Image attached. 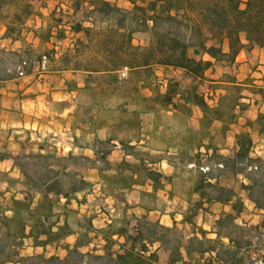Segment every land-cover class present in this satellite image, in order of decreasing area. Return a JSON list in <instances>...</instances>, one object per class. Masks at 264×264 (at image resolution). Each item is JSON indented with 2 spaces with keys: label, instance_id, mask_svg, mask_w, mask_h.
Segmentation results:
<instances>
[{
  "label": "trees",
  "instance_id": "16d2710c",
  "mask_svg": "<svg viewBox=\"0 0 264 264\" xmlns=\"http://www.w3.org/2000/svg\"><path fill=\"white\" fill-rule=\"evenodd\" d=\"M70 1L76 11L82 10L85 20L92 22L84 26L78 20L71 26L73 32L82 34L76 38L72 65L86 74L83 87L75 90H100L103 79L119 84L122 78L118 73L126 70L127 78L135 80V92L142 95L139 88H148L147 81L156 77L154 69L179 70L189 80L186 86L169 79L164 92L142 95L133 111L155 112L161 107L188 115L197 107L201 111L200 130L183 140L190 146L195 140L193 153L186 144L185 149H178L175 163L167 160L173 168L169 175L155 168L161 159L110 135L94 138L89 146L92 157L70 151L58 153L41 143L36 151L27 152L25 147L17 153L0 151V160L10 158L20 174L18 179H6L20 185L14 193L5 197L0 192V264H159V250L166 252L169 264H253L251 253L256 244L249 231L264 233V158L252 155L248 130L235 133L232 153L226 156L211 142L206 129L218 122L224 136L236 123L238 113L249 105L243 102L245 90L264 105V85L239 82L231 74L207 78V72L218 62L233 64L241 50L264 49V0H128L129 8L109 0ZM136 33H146L148 43L135 45ZM0 52L6 54L0 57V79L8 78L16 74L18 61L14 52ZM84 52L86 59H81ZM205 81L215 85L210 86L213 93L223 90L214 106L206 100L213 96L200 91ZM138 83H142L140 87ZM92 122L86 121L87 127ZM253 124L264 135V109L253 121H246L247 128ZM73 139L78 141L76 136ZM114 141L124 156L111 165L107 156ZM89 168L96 170L107 195L123 205L121 215L111 218L103 228L93 225L92 216L79 217L78 210L71 207L72 202L80 206L85 197L79 194L94 186L82 175ZM183 172L189 186L182 196L186 202L182 228L174 219L171 225L150 219L148 213L156 211L158 192L172 199L177 191L175 179ZM226 176L232 177L241 193L220 183ZM134 187L142 189L139 206L146 213L141 215L127 213L126 192ZM148 199L152 205L146 204ZM245 201L261 214L256 224L237 221ZM212 205H221L222 210L207 231L196 225V218ZM209 233L214 237H208ZM73 235L72 244H62ZM27 239L34 248L44 250L53 244L64 253L21 256L19 251Z\"/></svg>",
  "mask_w": 264,
  "mask_h": 264
},
{
  "label": "rangeland",
  "instance_id": "374dc122",
  "mask_svg": "<svg viewBox=\"0 0 264 264\" xmlns=\"http://www.w3.org/2000/svg\"><path fill=\"white\" fill-rule=\"evenodd\" d=\"M109 1L123 8H129L131 6L128 0ZM75 19L81 20V13H79ZM133 43L140 46L146 45L148 43L147 34H134ZM86 56L87 54L84 52L83 55H80V58L86 59ZM154 72L156 77L147 81L148 88H139V93L142 95L149 97L156 92H164L169 79L178 80L183 86L189 83V80L183 77L179 70L156 68ZM225 74L234 75L239 82L247 81L251 84L264 85V53H262L260 49L255 48L254 50L243 52L233 64L215 63L212 70L207 72V78L219 79ZM118 75L122 78L121 83L113 84L109 82L108 79H103V86L100 90L91 91L89 93L79 91L74 97L67 100L68 102L66 103H59L56 101V97L55 99H50L47 105L48 115H44L46 113L45 109L37 110L40 116H32L34 119L32 121H34V123L32 125H27L24 129L14 128V134H18L22 139L25 135L28 139L31 138L30 141L25 142L26 149L35 148L36 144L41 143L45 148L51 150L55 148L58 153L66 154L70 151V143L72 144L73 142L72 136L75 132L78 138L76 143L78 146L75 153L90 157L93 156V153L89 146L94 138L106 139L110 135L115 140L121 138L130 141L132 144L137 145V150L148 152L157 159H161L159 163L155 164V168L165 174H171L173 168L169 165L167 160L175 163L179 148L185 149L187 144L190 153L194 152V148L192 147L195 145V140H192L191 146L188 145L187 142H183V140L190 135V132L192 133L195 130H200V109L194 107L188 115L165 110L161 107H158L155 112L135 113L133 110L141 100L142 95H138L135 92V80L127 78L126 70L120 71ZM67 77L72 78L68 74ZM80 78H82V74ZM141 84L142 83H138V86L140 87ZM210 86L215 85H210L209 82L205 81L201 84L200 91L205 94L207 93L206 96H213V99L207 97L206 100L210 106H214L217 102L218 95L222 93L223 90L217 89L213 93ZM45 88L47 89V87ZM41 94H44V92ZM243 94L247 97L243 99V102L249 105L245 111L238 113L236 123L232 124L226 134L222 136L219 131V123L213 122L210 127L206 129L207 134L211 142L221 148V153L227 156L232 153L235 133L248 130L253 141L252 155L264 158V135L258 133L255 124L250 128L246 127V121H253L263 105L258 97L250 95L247 90H245ZM54 95L58 96L59 94ZM98 106L99 109L97 114L95 112ZM64 109H67V111ZM18 113H20V111ZM95 114L96 118L93 119ZM86 121L94 122L89 123V128L87 127L88 123H86ZM92 127L94 129H91ZM20 130L22 131L20 132ZM6 146V144L4 147L0 145V149L6 148ZM112 146L107 160L109 164L114 165L120 158H123L124 155L118 142L114 141ZM12 148L13 147L7 148V150H13V152L17 151V147ZM29 150L27 152H29ZM126 158L129 159V157ZM8 173H10V171H6L5 167L0 165V192H3L5 197L14 193L20 186L18 183H7V176L16 178L13 173ZM82 175L86 177V180L92 182L94 186L91 190L79 194L80 198L83 196L85 197V200L80 206L72 202L71 207L78 210L79 217L92 216L93 225L96 228H103L111 218L121 215V208H123V205L107 195V187L103 186L97 172L94 173L93 170L84 169ZM186 177L187 173L183 172L175 179L177 183L176 193L178 195L174 193L172 199H170L165 192H158L156 195L157 200H155L154 203L156 211L148 213L150 219H159L163 224L168 222L169 225H171L174 219L178 223V227L182 228V212L186 208V202L182 199V196L184 197V194L188 192L187 188L189 186L188 182L185 181ZM231 178L230 176L222 177L220 183L232 186L237 193H241L239 186L232 183ZM6 189L9 190L8 193ZM141 190L142 189L139 187H134L126 192L125 198L129 204L127 213H134L136 215L146 213L145 210L139 206ZM146 204L152 205V201L148 199ZM244 205L243 213L237 221L239 223L245 222L246 225L259 222L261 218L260 212L255 211L252 204L248 201H245ZM221 210V205L210 206V209L206 213L201 212L198 215L196 218V225L210 231L215 216L219 214ZM224 210H227V208H224ZM185 233L189 234L188 228H186ZM249 236L252 237L253 242L256 244L251 253L255 258L253 264H264L263 251L260 250V240H262V245L264 244V233L250 230ZM208 237L213 238L214 234L209 233ZM74 239V235L68 236L62 241V244H72ZM19 252L21 256L34 253H57L59 255L64 253L62 248L53 244L47 246L44 250L42 248H34L28 239L24 241ZM158 261L159 264H169L167 262L166 252L159 250Z\"/></svg>",
  "mask_w": 264,
  "mask_h": 264
},
{
  "label": "crops",
  "instance_id": "0c3cea01",
  "mask_svg": "<svg viewBox=\"0 0 264 264\" xmlns=\"http://www.w3.org/2000/svg\"><path fill=\"white\" fill-rule=\"evenodd\" d=\"M79 13V21L84 26L92 25L91 21L83 18L82 10L76 11L72 7L70 0H0V50L14 52L18 65L23 61L27 62L23 76L12 73L8 78L0 79V145H7L0 151L19 152L31 138L28 139L25 135L26 138L22 139L14 134V128L24 129L27 125H32V116H40L37 110L45 109L46 113L43 114L48 115L47 105L50 99L56 97L59 103H66L79 92L75 87H83L86 74L74 69L72 65L76 38L82 34L73 32L71 26L78 21L75 17ZM9 28H13V31L8 32ZM258 49L264 53V49ZM243 52L247 51L241 50L235 61ZM3 55L6 54L0 52V57ZM10 71H14L13 67ZM67 74L72 78H68ZM263 109L264 105L260 111ZM76 135L74 132L72 139ZM72 141L69 150L76 154L78 145L74 139ZM37 146L38 144L29 149L36 151ZM11 147H17V151L7 150ZM0 165L17 179L20 178L10 158L1 159ZM88 170L96 173L93 168ZM165 225H169L168 222Z\"/></svg>",
  "mask_w": 264,
  "mask_h": 264
},
{
  "label": "built area",
  "instance_id": "2783aa9c",
  "mask_svg": "<svg viewBox=\"0 0 264 264\" xmlns=\"http://www.w3.org/2000/svg\"><path fill=\"white\" fill-rule=\"evenodd\" d=\"M45 57H43V59H44ZM26 65V62L25 61H23V62H21L18 66H17V68H16V74H17V76H23L24 75V66Z\"/></svg>",
  "mask_w": 264,
  "mask_h": 264
}]
</instances>
